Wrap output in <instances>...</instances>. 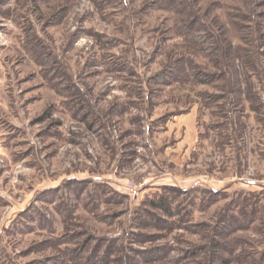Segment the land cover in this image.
Segmentation results:
<instances>
[{
  "label": "rangeland",
  "instance_id": "374dc122",
  "mask_svg": "<svg viewBox=\"0 0 264 264\" xmlns=\"http://www.w3.org/2000/svg\"><path fill=\"white\" fill-rule=\"evenodd\" d=\"M212 240L264 264V0H0V264H194Z\"/></svg>",
  "mask_w": 264,
  "mask_h": 264
},
{
  "label": "trees",
  "instance_id": "16d2710c",
  "mask_svg": "<svg viewBox=\"0 0 264 264\" xmlns=\"http://www.w3.org/2000/svg\"><path fill=\"white\" fill-rule=\"evenodd\" d=\"M242 17V16H241ZM244 17V16H243ZM196 16L194 14V29L193 27H188L186 28L187 31L185 32V37L189 38L198 49L201 50H205L207 51V54L212 55V57H214L215 53H217L219 51V48L215 47V46H211L209 45V39L205 40L204 39V33L205 30L203 28H198L197 24H196ZM209 38V37H208ZM210 39H213V37H210ZM179 62V61H178ZM179 64H176L174 67H178ZM194 79H202L205 78L203 80V82H201L202 84H208L207 82V78H211L213 77V75H209V74H202V73H198L196 72L195 75L193 73ZM207 79V80H206ZM252 215L254 214V210H251ZM252 215H248V213L246 212L245 206L242 205L239 208V211L234 215L229 217L228 215H222L220 221L222 223H226V219L229 221H227V225L228 227L234 226V227H239L240 225H243L246 222L251 221L250 219H252ZM225 226V228H228ZM233 227V228H234ZM228 231V230H227ZM220 236L221 234L225 233L224 231H220L219 232ZM212 243H209L207 245H203V246H197L194 248V257H195V262L194 264H221L220 263V258L218 256L215 257V253L218 250H224L225 246L228 244L223 241H211Z\"/></svg>",
  "mask_w": 264,
  "mask_h": 264
}]
</instances>
